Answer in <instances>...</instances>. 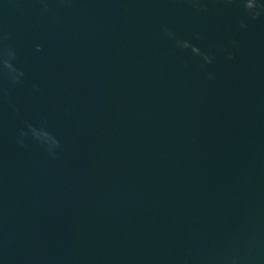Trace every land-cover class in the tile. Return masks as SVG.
Segmentation results:
<instances>
[{
    "label": "water",
    "instance_id": "1",
    "mask_svg": "<svg viewBox=\"0 0 264 264\" xmlns=\"http://www.w3.org/2000/svg\"><path fill=\"white\" fill-rule=\"evenodd\" d=\"M256 3L0 0V264H264Z\"/></svg>",
    "mask_w": 264,
    "mask_h": 264
},
{
    "label": "clouds",
    "instance_id": "2",
    "mask_svg": "<svg viewBox=\"0 0 264 264\" xmlns=\"http://www.w3.org/2000/svg\"><path fill=\"white\" fill-rule=\"evenodd\" d=\"M258 7L256 0H245V8L249 11H252L254 9H256ZM260 7L264 8V5H260ZM258 13H253V15L255 16ZM7 64L8 67H11V64L8 63L7 61L5 62Z\"/></svg>",
    "mask_w": 264,
    "mask_h": 264
}]
</instances>
